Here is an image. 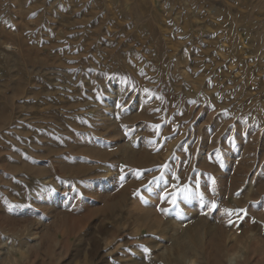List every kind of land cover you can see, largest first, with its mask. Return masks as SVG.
Returning <instances> with one entry per match:
<instances>
[{
    "label": "rangeland",
    "instance_id": "374dc122",
    "mask_svg": "<svg viewBox=\"0 0 264 264\" xmlns=\"http://www.w3.org/2000/svg\"><path fill=\"white\" fill-rule=\"evenodd\" d=\"M0 264H264V0H0Z\"/></svg>",
    "mask_w": 264,
    "mask_h": 264
},
{
    "label": "snow or ice",
    "instance_id": "6c2138e0",
    "mask_svg": "<svg viewBox=\"0 0 264 264\" xmlns=\"http://www.w3.org/2000/svg\"><path fill=\"white\" fill-rule=\"evenodd\" d=\"M176 199H177L176 196L172 197L171 203L173 204V207H178V205L176 204Z\"/></svg>",
    "mask_w": 264,
    "mask_h": 264
}]
</instances>
